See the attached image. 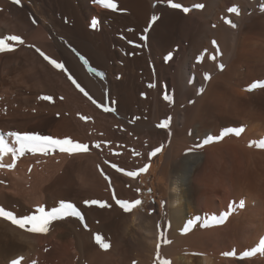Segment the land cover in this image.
Returning a JSON list of instances; mask_svg holds the SVG:
<instances>
[{
    "label": "bare ground",
    "instance_id": "6f19581e",
    "mask_svg": "<svg viewBox=\"0 0 264 264\" xmlns=\"http://www.w3.org/2000/svg\"><path fill=\"white\" fill-rule=\"evenodd\" d=\"M27 1L47 6L53 14L61 17L57 16L61 20V30L55 32H59L62 38L53 35L49 43L56 50L51 59L64 64L67 69L56 68L60 79L65 83L71 81L68 78L70 73L100 105L108 104L110 99L109 105L115 109L113 112L128 130L139 135H158L151 146L158 145L160 152L165 151L162 172L168 174L164 173L168 189L165 191L164 229L156 215L148 217L134 211L125 218L123 215L124 234L143 248L145 258L160 264L157 259V245L160 244L159 259L168 264H263L264 148L257 145L264 140V87L248 89L253 84H264V11H261L264 0H174L187 7L193 3L205 5L203 9H193L188 14L169 8L166 0H113L117 5L115 11L102 8L94 0ZM24 2L20 0L18 5L23 12L30 14L31 10L25 8L27 4ZM234 5L240 9L239 16L227 12ZM153 15L160 19L149 28ZM225 19L233 20L238 27L231 28ZM93 20L97 21L95 29L91 27ZM14 24L1 18L0 38L16 35ZM43 25L39 29L44 31ZM45 34L37 45H48L49 37ZM213 40L217 42L219 53L212 44ZM170 52L172 59L166 62L165 57ZM29 53L37 59L36 52L31 50ZM3 54L0 53V59ZM14 54H4L6 65L13 62ZM201 56L203 59L198 60ZM81 57L88 63L85 64ZM221 63L223 69L219 68ZM38 64L42 70L48 68L41 61ZM90 69L96 70L95 75L92 73L94 76L88 71ZM97 73H103V76ZM205 74L210 77L208 80L204 79ZM201 87L204 88L202 93L199 91ZM166 95L170 100L164 99ZM1 102L0 110L3 108ZM169 118L168 127H161ZM6 122L0 120V127L9 129ZM240 127L244 131L239 136L229 133L218 142L189 151L195 144L202 143L207 135L218 136L226 128ZM7 137L14 141V138ZM5 156L10 160L7 154ZM57 180L41 187L29 186L33 196L28 199L38 202L53 190L62 189ZM132 182L137 184V181ZM1 186L0 199L3 200L5 188ZM54 201L50 197L49 205L52 206ZM229 205H232L231 214L223 224L204 226L206 217L215 215L220 218L224 212L230 211ZM196 216L200 220H196ZM189 220L193 221L191 225ZM185 228L188 229L186 232ZM22 237L0 221L1 247L15 248L16 241L28 239ZM165 239L169 242L164 243ZM226 252L235 255L226 256ZM244 252L253 255L244 256ZM91 255L93 264H118L112 256L92 252Z\"/></svg>",
    "mask_w": 264,
    "mask_h": 264
},
{
    "label": "rangeland",
    "instance_id": "374dc122",
    "mask_svg": "<svg viewBox=\"0 0 264 264\" xmlns=\"http://www.w3.org/2000/svg\"><path fill=\"white\" fill-rule=\"evenodd\" d=\"M24 4L28 6H25L26 9L31 10L30 14L23 12L14 0H0V17L2 20L4 19L13 24L15 23L16 35L24 40V44H19L18 42L14 43L15 51L7 52L8 54L15 53V64L13 60L10 65L7 64L10 67L6 65L3 61L6 57L4 55L5 53L0 59V100L3 101L1 102L3 108L0 110V120L5 122L8 120L6 123L10 126L9 129L0 127V136H3L8 145L13 148L18 146L15 145V141H9L10 138L8 139L7 136L11 131H18L21 133L29 132L51 135L61 139L68 137L76 142L87 144L89 150L87 152H74L72 154L67 152L61 153L57 150L47 155L26 152L24 157L22 155L16 159V164L13 169L1 167L0 173H2V175L0 174V186L4 185L3 187L5 189H3V193L5 197L3 200L0 199V207H4L7 211H13L14 214L17 215H24L34 212L37 206H44L46 209H51L56 205L58 206L60 201L65 200L76 205L83 213L84 219L80 220L76 217L69 216L62 220L53 221L48 233L40 234L29 233L23 229H21L20 232L19 227L13 225L8 220L0 218V221L6 225V227L8 225L9 229H15L16 232L23 236L22 238H28L27 240L19 239V241H16V249L11 246L7 249L4 248V246H0V252H3L0 254V264H12L14 259L20 260V264H33V262H36L35 264H93V255H91V252L99 255L106 254L109 257L112 256L113 261L118 264H155L153 260L151 261L145 258L146 253H143L145 252L143 248L138 243L134 241V243L131 242L128 235L124 234L125 230H122V227L123 221L125 220L124 218L134 211L145 214L148 217H152V215L160 217L159 223L164 229L165 191L168 189L166 178L168 174L166 171H164L166 175L162 172L164 168L165 151H156L159 149L158 145H156L158 147L151 146L154 142V137L158 135H139V133H135V131L132 132L133 130L131 129L128 130L120 121L121 119L116 116L117 114L115 112H105L103 107L97 106L100 105L99 103H93L94 99L90 100L86 97L72 81L67 80V83H65L66 81L60 79L59 70L49 64L36 49L39 48L48 57H53L52 55L56 50L52 45L49 46V43L52 41L50 38H52L53 35L60 40L62 38L59 36L61 30V23L59 22L61 21V17L53 14L49 7L42 6L39 3L34 5L25 0ZM33 20H35V23H33ZM42 25L44 26V31L39 29ZM58 30L59 32L57 34L55 31ZM35 31H37V33ZM41 31L46 33L45 36L49 37L47 41L48 45L46 44L47 46L37 45L38 43H36L42 42V39L40 40L39 38L43 37L44 33ZM31 50L36 52V54H33L37 59H33L29 53ZM40 61L45 65L47 64L48 68H50L48 69L46 67L47 71H45L46 69L43 67L42 70V66L38 64ZM37 67L39 68L37 69ZM88 71L90 74L95 73L92 69ZM119 76L120 74L118 77ZM41 96H51L52 99L50 101L41 100ZM6 97L7 99H5ZM109 100L110 99L107 101L108 104L104 105H108V107L112 109L109 105ZM10 117L13 118L11 119ZM81 117H87V119H82ZM96 143H99L101 147H94ZM153 152L156 154L152 155ZM5 155L3 159L7 160L3 161V159H0V164L8 165V163L10 164L11 162L10 160L13 162L11 153L7 154L10 160H8ZM158 158H160V160H158ZM113 164L122 169V171L118 172L116 168L112 167ZM145 167H147V170L141 172L140 169ZM10 171H13V173ZM128 172H136L137 175L132 177L127 175ZM106 176L110 179H106ZM56 179L59 181L56 183L61 186L62 189L58 190L59 188H57V190L50 192L51 194L48 193L49 195H46L48 197H42V199L44 198L43 200L40 199V201L42 200L41 203H38L40 201L37 202L30 199L33 196V192H30L31 188L47 185ZM81 180H86V184H90V187ZM1 181H5L6 184ZM131 181H137V184L134 185L133 182L131 184ZM8 183H12L9 188ZM61 190L65 192H61ZM114 191L116 199H123L129 202L138 199L141 201V204L125 212L116 203V200L113 199ZM66 192L67 194H65ZM28 194L29 196H27ZM24 195L25 197H23ZM28 197L30 198L28 199ZM50 197L53 198V201L55 200L52 206L49 205ZM92 199L106 201L111 207L100 208L95 205L89 207L84 204L85 200ZM13 204H15V206H13ZM35 204L37 206H35ZM151 206L152 210H150ZM91 212L92 214L90 217ZM116 223H118V225ZM162 228L161 232L164 233ZM63 235L64 238L66 237L65 239ZM97 235L102 237L104 242L110 244L108 249H104L100 243L97 242L95 239ZM34 238L36 239L35 243ZM59 240L61 244L58 242ZM63 242L68 245H64ZM138 246L141 248L139 249ZM64 251H66V255ZM62 255L64 257H62ZM164 261L165 260L159 259L160 264H163Z\"/></svg>",
    "mask_w": 264,
    "mask_h": 264
},
{
    "label": "snow or ice",
    "instance_id": "6c2138e0",
    "mask_svg": "<svg viewBox=\"0 0 264 264\" xmlns=\"http://www.w3.org/2000/svg\"><path fill=\"white\" fill-rule=\"evenodd\" d=\"M16 4L20 3V0H14ZM94 2L98 5H100L102 8L105 9H112L116 10L117 5L113 2V0H94ZM160 2H164V0H160ZM167 6L171 9L181 10L184 14H188L193 9H203L205 7L202 3H193L191 7L184 6L182 3L174 2V0H166ZM261 11H264V5L261 6ZM227 12L229 14H235L236 16L240 15V9L238 6H232L227 9ZM160 18L157 15H153L151 18V22L149 23V28L152 27V24L158 21ZM33 23H35V20H33ZM225 23L228 24L231 28L236 29L238 27L237 23L233 22L231 19H225ZM91 27L95 29L97 27V21L93 20L91 23ZM215 27V25H213ZM148 31V28L145 29V32ZM142 39H146V37H142ZM8 41L18 42L19 44H24V40L18 36V35H9L4 36L0 38V53H7V52H13L15 51V45L9 44ZM213 46L216 48L217 53H219V47L217 45V42L215 40L212 41ZM37 52L46 60L49 64L54 66L57 69H62L64 71H67L65 69L64 64L57 62L55 59H51L47 55H45L44 52H42L39 48L36 49ZM172 59V53L170 52L166 57L165 61H169ZM198 60H202L203 57H198ZM213 60L216 59L215 56L212 57ZM81 60L87 64L88 61L84 59V57H81ZM220 69L224 68V65L221 63L219 65ZM93 72H95V69H92ZM97 75L103 76V73H97ZM68 78L72 81V83L82 92L85 96H88V98L91 100L92 97L88 95V93L85 91L83 87L80 86L79 83L72 77V75L69 73ZM210 77L205 74L204 79L208 80ZM154 85H149V87H153ZM256 87H264V84H253L248 89L251 91L253 88ZM201 93L204 91V88L201 87L199 90ZM41 100L50 101L52 99L51 96H41ZM165 100H170L169 96L164 97ZM93 103H96V101L93 100ZM114 103V102H113ZM98 107H103V110L105 112L108 111H115L114 108L110 109L106 105H97ZM82 119H87V117H81ZM169 120L164 121V123L161 125V127H168ZM244 129L242 127L240 128H226L224 129L218 136L213 135H207L205 138H203L202 143L195 144L192 149L189 151H196L200 148H202L205 145H209L213 142H218L222 140L225 136H227L229 133H234L236 136H239ZM190 135L192 133H189ZM8 136L14 138L15 144L18 147H10L8 143L5 141L3 136H0V159L3 158L5 154L11 153L13 157V162L8 165L0 164V167H8V168H14L16 164V159H18L19 156L24 155L26 152H30L32 154L40 153L43 155H47L50 152H56L57 150L61 153L67 152L69 154H72L74 152H87L89 150V146L84 143L76 142L71 138L65 137V138H55L51 135H42L39 133H29V132H9ZM258 147L264 148V140L260 141V143L257 145ZM96 148H100L101 145L99 143H96L94 145ZM156 151H160V149H157ZM156 153L153 152L152 155H155ZM113 168H116V170L122 171V169L118 168L115 164L112 165ZM147 170V167L141 168L140 171L144 172ZM127 175L135 177L137 175L136 172H128ZM106 179H110L106 176ZM113 199L116 200V203L125 211L128 212L132 208H134L137 205L141 204L140 200H134L132 202L123 200V199H116L115 191L113 192ZM84 204L86 206H98L100 208H108L111 207L110 204L106 201L101 200H85ZM241 207H243V204H241ZM230 211L224 212L220 218H217L215 215L209 216L205 218V225L208 226L209 224H223L225 220L228 218V216L231 214L232 205H229ZM76 217L80 220L84 219L83 213L77 208L76 205H74L71 202L67 201H60L58 206L52 207L51 209H46L44 206H38L34 212L31 214H24V215H17L14 214L13 211H7L4 207H0V218H3L5 220L10 221L13 225L19 227L20 229H23L29 233H40V234H46L49 231L50 225L53 221L56 220H62L66 217ZM196 220H200L199 216L195 217ZM192 220L188 221V224H192ZM188 229L185 228L184 231L186 232ZM98 243L104 248L108 249L110 247V244L107 242H104L102 237L97 235L95 237ZM164 243H168L166 239L163 241ZM262 245H264V242H262ZM159 247L160 245H157V259L159 261ZM224 255H235L234 252H226ZM244 256H250L253 255L252 252H244ZM22 259V258H21ZM12 264H20V260H13ZM35 264V262H33ZM163 264H168L167 261H164Z\"/></svg>",
    "mask_w": 264,
    "mask_h": 264
}]
</instances>
